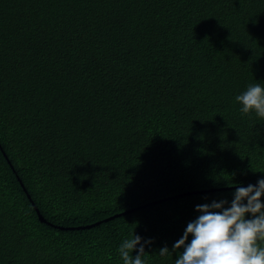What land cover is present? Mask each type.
Returning a JSON list of instances; mask_svg holds the SVG:
<instances>
[{"label":"trees","instance_id":"trees-1","mask_svg":"<svg viewBox=\"0 0 264 264\" xmlns=\"http://www.w3.org/2000/svg\"><path fill=\"white\" fill-rule=\"evenodd\" d=\"M256 83L264 0H0V264H123L133 233L175 264L196 205L264 178Z\"/></svg>","mask_w":264,"mask_h":264},{"label":"clouds","instance_id":"clouds-1","mask_svg":"<svg viewBox=\"0 0 264 264\" xmlns=\"http://www.w3.org/2000/svg\"><path fill=\"white\" fill-rule=\"evenodd\" d=\"M241 105L242 115L255 112L264 119V87L250 84L235 97ZM264 178L255 185L236 187L233 199L213 200L210 204L195 206L200 214L189 222L183 235L172 245V250L183 249L175 259V264H264ZM249 214L250 218H246ZM191 234V240L188 241ZM135 235L124 239L118 251L123 264H146L142 259L145 244ZM137 245L139 247L137 248ZM137 250L135 256L133 250ZM169 248H160L158 254L166 256Z\"/></svg>","mask_w":264,"mask_h":264},{"label":"water","instance_id":"water-1","mask_svg":"<svg viewBox=\"0 0 264 264\" xmlns=\"http://www.w3.org/2000/svg\"><path fill=\"white\" fill-rule=\"evenodd\" d=\"M2 152H3L4 156L7 158L5 152H4L3 150H2ZM7 161H8V163H10V161H9L8 158H7ZM18 180H19L20 185L22 186L23 190L26 191V188L24 187L22 181H21L19 178H18ZM255 184H256V183H255ZM255 184H252V185H255ZM248 185H249V184H246V185H244V186H248ZM237 187H241V186H240V185H237ZM217 189H220V188H217ZM26 195H27L28 198L31 200V202H32V204H33V206H34V208H35V211H36V213H37V215H38V218H39L41 221H45V220L43 219L42 215L40 214L38 208L36 207V205L34 204V202L32 201V199L30 198L29 193H26ZM178 196H179V195H178ZM174 197H175V196H174ZM156 202H157V201H153V202H150V203H146V204H143V205H140V206H136V207H133V208H131V209H127V210H125V211H122V212H119V213L113 214L112 216L105 218L104 221H107V220H109V219H111V218H114V217H117V216H119V215H121V214H125V213H128V212H131V211H133V210H136V209H138V208H142V207H144V206H147V205H149V204H151V203H156ZM97 223H98V222H96L95 224H97ZM95 224H91V225H82V226H77V227H75V228H77V229H81V228H86V227L93 226V225H95Z\"/></svg>","mask_w":264,"mask_h":264}]
</instances>
